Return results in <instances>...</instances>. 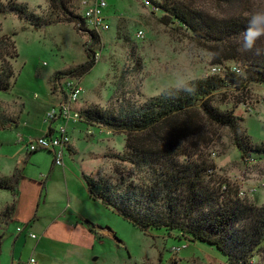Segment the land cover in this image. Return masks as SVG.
<instances>
[{
  "label": "rangeland",
  "instance_id": "obj_1",
  "mask_svg": "<svg viewBox=\"0 0 264 264\" xmlns=\"http://www.w3.org/2000/svg\"><path fill=\"white\" fill-rule=\"evenodd\" d=\"M16 1L42 19L62 21L35 30L12 14L0 16V35L15 33L12 40L18 54L11 62V87L0 92V118L18 120L15 128L0 130V176L10 177L19 170L23 177L17 197L0 190V213L14 204L10 221L5 225L0 220V264H27L30 259L37 264H228L213 247L187 242L176 232L145 235L89 199L83 175L116 185L121 179L114 173L116 167L124 179L130 172L131 166L123 167L117 159L124 151L123 133L102 126L81 127L70 138L73 148L64 153L62 166L52 167L49 153H28L24 145L43 134V117L59 103L60 88L68 93L64 84L68 79L60 80V87L52 91V77L83 64L87 60L85 46L95 52L96 63L84 77L71 78L82 90L71 108L80 112L97 107L116 115L123 108L140 107L166 89L210 76L216 67L226 71L241 69V65H213L211 54L200 48L191 32L160 8L165 0H151L154 4L148 0H104L103 12L110 28L97 34L100 39L94 46L85 21L63 20L68 12L82 16L81 0H55L56 5L50 0ZM246 1L264 34V0ZM185 3L207 8L214 16L234 11L218 9L211 0H174L170 4ZM241 6L246 8L244 3ZM248 89L243 94H224L219 97L224 103L217 106L233 109L243 119L241 127L251 142L264 145V84ZM20 136L23 144L17 143ZM217 136L218 141L206 153L218 174L237 186L242 199L264 205V188L260 186L264 184V155H247L246 162L242 161L228 131L222 129ZM252 263L264 264V247L255 252Z\"/></svg>",
  "mask_w": 264,
  "mask_h": 264
},
{
  "label": "trees",
  "instance_id": "obj_2",
  "mask_svg": "<svg viewBox=\"0 0 264 264\" xmlns=\"http://www.w3.org/2000/svg\"><path fill=\"white\" fill-rule=\"evenodd\" d=\"M165 1L160 8L191 32L200 48L211 54L213 65L238 63L240 73L228 69L192 80L180 88L162 91L138 108H123L116 115L97 107L81 111V124L125 135L124 151L117 159L123 167L131 166L126 174L129 181L117 167L114 169L121 176L116 185L83 175L88 197L145 235L153 231L176 232L187 242L215 248L228 264H253L255 252L264 247V205L239 198L237 186L218 174L206 150L226 129L242 161L246 162L247 155H264V145H254L242 129L243 119L233 109L221 110L217 106L224 103L219 97L228 92L243 94L253 84H264V34L249 1L211 0L218 9H234L223 16H214L204 7L192 8L186 3L172 6L174 0ZM55 2L50 0L51 5ZM105 8L106 3L103 16ZM7 14L35 30L62 21L42 19L16 0H0V16ZM65 15L64 21H83L69 12ZM88 33L94 46L100 37ZM13 36L15 33L0 35V92L8 91L14 79L11 62L18 54ZM88 46L83 64L52 77V91L60 86V80L79 79L92 70L95 52ZM17 125L18 120L0 118L1 131ZM19 173L14 170L10 177L0 176V190L17 197L19 180L23 179ZM13 212L14 204L5 207L0 220L6 225Z\"/></svg>",
  "mask_w": 264,
  "mask_h": 264
},
{
  "label": "built area",
  "instance_id": "obj_3",
  "mask_svg": "<svg viewBox=\"0 0 264 264\" xmlns=\"http://www.w3.org/2000/svg\"><path fill=\"white\" fill-rule=\"evenodd\" d=\"M82 16L90 32L98 34L109 30V25L106 18L102 15V10L105 7V3L95 0H81ZM142 33L139 32L137 37L140 38ZM95 57V55H94ZM231 71L239 74L240 69L236 67L230 68ZM225 71L221 67H216L212 70L213 73H221ZM68 89V93L64 94L63 98L58 105L49 110L45 115V121L47 123H60L54 128L53 136L38 137L33 140H29L25 143L24 147L27 152L45 151L53 156V164L55 166H62L63 155L67 147L70 146V136L68 132V126L71 124H78L81 121L80 111L72 109L75 106L77 100L82 94V90L79 84L71 79H68L64 83ZM63 91V89H62ZM51 129V128H50ZM23 138L20 136L18 144H23ZM261 189L264 188V184H260ZM253 190H257L255 187ZM243 194L238 192V197L242 198ZM19 231V230H18ZM21 231V230H20ZM33 238V236L31 237ZM27 264H37L34 259H30Z\"/></svg>",
  "mask_w": 264,
  "mask_h": 264
},
{
  "label": "crops",
  "instance_id": "obj_4",
  "mask_svg": "<svg viewBox=\"0 0 264 264\" xmlns=\"http://www.w3.org/2000/svg\"><path fill=\"white\" fill-rule=\"evenodd\" d=\"M66 80V79H65ZM63 81H64V79H63ZM60 87V86H59ZM60 94H61V97L59 96V102L61 101V99L63 98V96H64V93L62 92V88H60ZM59 104V103H58ZM58 104H56V105H58ZM60 122L59 121H57V124H55V122L54 123H52V124H50V123H47L46 121H45V118L43 117V125H44V127H45V130H44V132H43V134L42 135H40V136H36V137H34L33 139H36V138H38V137H44V136H47V137H49V136H53L54 134H53V130H54V128L59 124ZM55 124V125H54ZM81 127H84V128H88L89 126H85L84 124H81V123H78V124H71V125H69L68 126V132H69V136H70V138L72 137V135H76L77 133H79V131L81 130ZM51 128V129H50ZM72 148H73V145H72V143L70 142V146L69 147H67L66 148V150H65V154H67L68 152L69 153H71V150H72ZM37 152H39V151H37ZM28 153H30V152H28ZM31 153H36V152H31ZM48 153V152H47ZM50 154V153H49ZM51 155V154H50ZM52 156V155H51ZM52 158H53V156H52ZM53 166H55L53 163H52V167Z\"/></svg>",
  "mask_w": 264,
  "mask_h": 264
}]
</instances>
